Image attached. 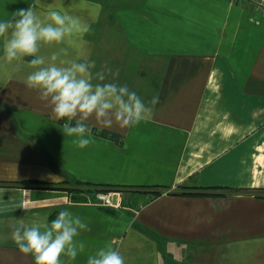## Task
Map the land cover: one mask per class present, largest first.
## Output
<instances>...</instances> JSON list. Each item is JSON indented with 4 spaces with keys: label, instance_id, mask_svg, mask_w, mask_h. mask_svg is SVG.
I'll return each mask as SVG.
<instances>
[{
    "label": "crops",
    "instance_id": "obj_1",
    "mask_svg": "<svg viewBox=\"0 0 264 264\" xmlns=\"http://www.w3.org/2000/svg\"><path fill=\"white\" fill-rule=\"evenodd\" d=\"M48 2L0 0V18ZM95 2L91 71L135 91L152 118L89 121L94 143L80 149L27 87L30 69L0 60V264H34L11 226L65 208L89 228L74 264L105 246L125 264H264V19L229 0ZM74 183L119 188L122 207L90 204ZM190 185L227 196L164 192Z\"/></svg>",
    "mask_w": 264,
    "mask_h": 264
},
{
    "label": "clouds",
    "instance_id": "obj_2",
    "mask_svg": "<svg viewBox=\"0 0 264 264\" xmlns=\"http://www.w3.org/2000/svg\"><path fill=\"white\" fill-rule=\"evenodd\" d=\"M99 9L95 0H50L40 9L29 6L9 19L0 18V60L30 69L27 87L39 91L55 118L64 121L63 135L72 137L80 149L94 143L89 121L101 128L114 124L134 128L152 118L151 109L135 91L104 82L102 72L91 71L94 65L86 58L85 37ZM44 49L50 54H44ZM11 228L19 252L30 255L34 264H74L85 249L78 237L89 230L67 208L50 223L17 221ZM87 264H125V259L105 246L88 256Z\"/></svg>",
    "mask_w": 264,
    "mask_h": 264
},
{
    "label": "trees",
    "instance_id": "obj_3",
    "mask_svg": "<svg viewBox=\"0 0 264 264\" xmlns=\"http://www.w3.org/2000/svg\"><path fill=\"white\" fill-rule=\"evenodd\" d=\"M20 184L24 186H37L40 182H28L24 181ZM19 184V185H20ZM75 192V194L84 193L86 199L90 201H95V198L98 194L107 193V192H120L119 188L111 187V186H95V185H80L78 183H74L71 190ZM227 191V190H226ZM167 195L173 196H215V197H225L227 193L223 189L220 188H201L195 185L190 186H182L177 191H164ZM156 195L160 194L158 192L155 193ZM154 194V195H155ZM257 198H264V194H255ZM106 213L113 214V210H105Z\"/></svg>",
    "mask_w": 264,
    "mask_h": 264
},
{
    "label": "built area",
    "instance_id": "obj_4",
    "mask_svg": "<svg viewBox=\"0 0 264 264\" xmlns=\"http://www.w3.org/2000/svg\"><path fill=\"white\" fill-rule=\"evenodd\" d=\"M234 4H249L254 12L264 18V0H229ZM116 195V197H113ZM115 199V200H114ZM119 202H121L120 196L116 193H108V194H100L97 195L94 205L110 208V209H118Z\"/></svg>",
    "mask_w": 264,
    "mask_h": 264
},
{
    "label": "rangeland",
    "instance_id": "obj_5",
    "mask_svg": "<svg viewBox=\"0 0 264 264\" xmlns=\"http://www.w3.org/2000/svg\"><path fill=\"white\" fill-rule=\"evenodd\" d=\"M236 5H243V4H236ZM252 11H253V13L256 15V16H259V15H257L255 12H254V10L252 9ZM260 18H263V17H261V16H259ZM264 19V18H263ZM108 193H114V192H107V193H102V194H108ZM115 193H118V192H115ZM98 195H100V194H98ZM113 197H116L115 195L113 196ZM115 200V199H114ZM89 201V203L90 204H92V205H94V203H93V201H90V200H88ZM120 204H119V207L118 208H120V207H122V202H119ZM96 206V205H95Z\"/></svg>",
    "mask_w": 264,
    "mask_h": 264
}]
</instances>
